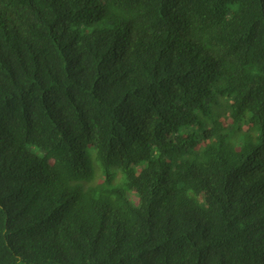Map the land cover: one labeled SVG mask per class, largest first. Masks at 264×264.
Returning a JSON list of instances; mask_svg holds the SVG:
<instances>
[{"label":"trees","instance_id":"16d2710c","mask_svg":"<svg viewBox=\"0 0 264 264\" xmlns=\"http://www.w3.org/2000/svg\"><path fill=\"white\" fill-rule=\"evenodd\" d=\"M0 264H264V0H0Z\"/></svg>","mask_w":264,"mask_h":264},{"label":"rangeland","instance_id":"374dc122","mask_svg":"<svg viewBox=\"0 0 264 264\" xmlns=\"http://www.w3.org/2000/svg\"><path fill=\"white\" fill-rule=\"evenodd\" d=\"M95 180H96V181L101 180V179H100V176H97Z\"/></svg>","mask_w":264,"mask_h":264}]
</instances>
